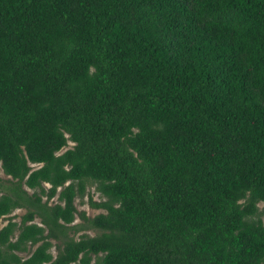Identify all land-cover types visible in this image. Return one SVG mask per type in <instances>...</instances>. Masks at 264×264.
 Returning a JSON list of instances; mask_svg holds the SVG:
<instances>
[{"label": "trees", "instance_id": "obj_1", "mask_svg": "<svg viewBox=\"0 0 264 264\" xmlns=\"http://www.w3.org/2000/svg\"><path fill=\"white\" fill-rule=\"evenodd\" d=\"M0 168V264H264V0H0Z\"/></svg>", "mask_w": 264, "mask_h": 264}, {"label": "rangeland", "instance_id": "obj_2", "mask_svg": "<svg viewBox=\"0 0 264 264\" xmlns=\"http://www.w3.org/2000/svg\"><path fill=\"white\" fill-rule=\"evenodd\" d=\"M73 141L68 140V144L66 146H64L61 150L65 149L67 146H72L73 145ZM0 176L1 177H7L9 175L5 174L3 172V170L0 168ZM46 186H49V184L45 183ZM58 189H60V187H58ZM31 190V189H29ZM92 197L93 200L99 201L102 199H105V197L103 195L100 194V192L96 189V185L95 182L91 181V180H87L86 181V188H85V192L83 194V196H76L74 199L75 205L77 207V211L75 213V218L73 223H75V225H77V229H68V234H70V236H73L75 238H78L82 233H87L90 235H94L98 232H100V229L95 228L93 226H90L88 224V222H86L85 220H83V218L80 216L79 212L80 211H85V213L88 216H93L94 214L101 212V211H105V208L102 207H94L90 204V200L89 197ZM45 198V196H43ZM57 200V194L52 197L50 199L51 202L56 201ZM259 205V211L261 210L262 206H263V201H259L258 203ZM24 208H16L14 209L11 213H9L8 215L11 214H17V217H14L13 219H19L20 218V214H22L24 212ZM260 216H263V214L260 212L259 213ZM36 221H38V218L35 219ZM7 222L6 218H0V225L4 224ZM82 225V226H80ZM53 245L50 248V251L52 252L53 256L56 255L57 253V247L55 246V243H57V240H55L54 238H51ZM37 244V243H36ZM36 244H34L31 248L33 249ZM18 254L22 255V256H26L27 255V251H19ZM46 264V263H43Z\"/></svg>", "mask_w": 264, "mask_h": 264}]
</instances>
